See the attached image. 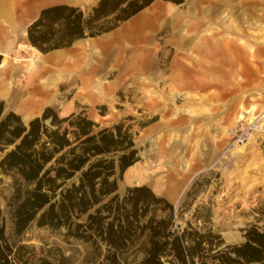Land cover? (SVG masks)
<instances>
[{
  "label": "rangeland",
  "instance_id": "rangeland-1",
  "mask_svg": "<svg viewBox=\"0 0 264 264\" xmlns=\"http://www.w3.org/2000/svg\"><path fill=\"white\" fill-rule=\"evenodd\" d=\"M99 2L56 0L79 8L86 17ZM156 6L166 13L154 27L126 34L142 12ZM142 12L96 37L99 42L88 38L64 49L70 55L61 68L43 67L55 100L42 105L39 117L51 108L60 118L84 114L98 126L95 132L119 124L131 127L139 158L135 166L145 170L148 162L155 183L136 184L127 171L118 182V194L147 187L174 206L180 233L189 227L210 232L221 237L220 249L241 244L250 226L264 228V55L257 53L264 51V0H184L181 5L157 0ZM179 30L181 35L173 36ZM246 44L253 47L254 58L242 50ZM208 45L239 47L244 53L219 63L206 56ZM158 60L159 68L154 63ZM24 77L13 82L18 91L27 84ZM0 102L6 113L21 117L14 96H0ZM40 113L22 119L29 123ZM240 122L259 130L237 146L232 131ZM14 196L13 179L0 173V210L8 236L13 233ZM63 235L34 224L18 241L37 258L63 256L67 264H89L90 246ZM143 257L137 255V262Z\"/></svg>",
  "mask_w": 264,
  "mask_h": 264
},
{
  "label": "trees",
  "instance_id": "trees-1",
  "mask_svg": "<svg viewBox=\"0 0 264 264\" xmlns=\"http://www.w3.org/2000/svg\"><path fill=\"white\" fill-rule=\"evenodd\" d=\"M156 1L100 0L88 17L76 7H49L27 38L44 55L69 49L116 30ZM96 128L84 114L60 118L51 108L25 124L0 102V173L15 187L10 236L0 210V264H67L63 256L37 258L20 245L34 224L89 245V264H264V228L250 226L243 243L220 249L221 237L210 232L177 231L174 206L149 188L119 195V180L139 162L131 127Z\"/></svg>",
  "mask_w": 264,
  "mask_h": 264
},
{
  "label": "crops",
  "instance_id": "crops-1",
  "mask_svg": "<svg viewBox=\"0 0 264 264\" xmlns=\"http://www.w3.org/2000/svg\"><path fill=\"white\" fill-rule=\"evenodd\" d=\"M70 1H72V3L77 4V0H70ZM88 2L90 1H87V3ZM59 4L60 3H56V0H0V57H2V61L0 64V96L3 97L4 99L14 96L13 103L14 105H16L15 106L16 110L17 109L19 110L18 113L21 115V118L23 116L22 112L26 111L27 113H29V111L32 112L34 109L20 108L19 101L16 102L20 91L24 89H30L33 87L35 88L44 87V84H46L47 82L46 80L47 70L43 67L47 65V66H52L55 69L56 68L59 69L62 67L61 65L63 64L62 63L63 58L70 55L69 52H64L63 50L55 51L47 56L43 55L37 49H35L30 45L27 38V32L29 26L39 17L40 12L43 9L57 6ZM160 10L165 11L161 6H156V9L154 8L151 12H142L139 20L129 25V27L126 30V34L129 35L140 34L143 30H145V29H141L140 27L142 18L144 16L146 17L148 16L147 19H153V16L156 13H158ZM31 19L32 22H30ZM99 38L100 37H98V39ZM96 39L97 38H90V40H94L95 42L97 41L99 42L102 40V39L100 40H96ZM81 43L82 41H79L75 45ZM100 45L102 46V44H99V46ZM246 46L247 47H244V49L242 47V50L245 52L248 48L253 49V47L248 44H246ZM242 50L239 47L233 49L232 52L234 59H237L238 56H241L240 54L241 52H243ZM263 52L261 53L257 52V53L258 54L260 53L259 55L263 56L264 55ZM27 56L29 57L27 58ZM251 57L252 55H250V59ZM220 60L218 59L219 63ZM11 64L15 66L14 67L15 69L14 68L11 69L10 66ZM24 64L26 66L22 67V65ZM155 64H156L155 66L159 68L161 62L158 60L155 61ZM16 68L18 69L16 70ZM213 69L220 70L219 68H213ZM21 74L25 75L24 78L27 79L26 82L27 84L24 87V89L22 88L20 91H18L17 85H14L13 82L18 80L19 75L21 76ZM4 90L5 92H7V94L4 93ZM20 110L22 112H20ZM37 111L41 113L35 116V118L39 117L42 114L43 112L42 105L40 108L37 109Z\"/></svg>",
  "mask_w": 264,
  "mask_h": 264
},
{
  "label": "bare ground",
  "instance_id": "bare-ground-1",
  "mask_svg": "<svg viewBox=\"0 0 264 264\" xmlns=\"http://www.w3.org/2000/svg\"><path fill=\"white\" fill-rule=\"evenodd\" d=\"M165 13H166V11L160 10L158 13H156L153 16V19H147L148 16L147 17L144 16L142 18L141 24H140L141 29H146V28L149 29V28L154 27L155 22H157V20L160 19V17L163 16ZM217 15H219V11L215 14L214 17H217ZM180 32L181 31L179 30V33L173 34V36H175V35L180 36L181 35ZM183 39L184 38L182 37V40ZM235 47L236 46H234V48ZM245 47H247V46H245ZM225 49L226 48L214 47L213 45H208V50H206L207 52H205V54L207 57L215 58L217 60L221 59L220 61H222V60L225 61L227 59H229V60L234 59L233 52H232L233 50H231L230 48L228 50H225ZM247 50L249 51V53L251 55H253L252 57L254 58V54H255L254 50L252 48H248ZM56 86H58V85H56ZM53 90H54L53 86L50 84V82L47 81L46 84H44V87H39V88L33 87L30 89H24V90L20 91L19 96H18L17 101H16V102H18V101L20 102L19 103L20 108L34 109L32 112L29 111V113L23 114L25 121H28L30 119V117H31L30 115L39 113L37 111V109L40 108L41 105H44L46 103H49L50 101H53V98L55 100V96L53 95ZM4 93L7 94V92H5V90H4ZM243 119L244 118L241 116L240 120H243ZM144 167H145V170L144 169L141 170L137 166H133L131 169H129L128 172H130V180L133 181L134 183L140 184V185L146 184V183H151V184L155 183V180L150 177L151 175L149 174V172H147V169H146L149 167V163L147 162Z\"/></svg>",
  "mask_w": 264,
  "mask_h": 264
},
{
  "label": "built area",
  "instance_id": "built-area-1",
  "mask_svg": "<svg viewBox=\"0 0 264 264\" xmlns=\"http://www.w3.org/2000/svg\"><path fill=\"white\" fill-rule=\"evenodd\" d=\"M240 127L232 131V137L235 141V145H244L250 141L252 136L259 130L258 126H250L246 123L240 122Z\"/></svg>",
  "mask_w": 264,
  "mask_h": 264
},
{
  "label": "water",
  "instance_id": "water-1",
  "mask_svg": "<svg viewBox=\"0 0 264 264\" xmlns=\"http://www.w3.org/2000/svg\"><path fill=\"white\" fill-rule=\"evenodd\" d=\"M25 124H28V123L25 122Z\"/></svg>",
  "mask_w": 264,
  "mask_h": 264
}]
</instances>
